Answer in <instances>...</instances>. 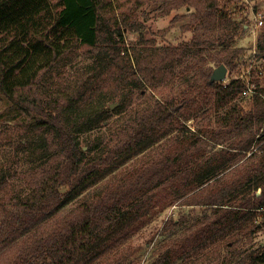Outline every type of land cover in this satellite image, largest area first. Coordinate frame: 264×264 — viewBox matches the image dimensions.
Instances as JSON below:
<instances>
[{
  "label": "trees",
  "instance_id": "obj_1",
  "mask_svg": "<svg viewBox=\"0 0 264 264\" xmlns=\"http://www.w3.org/2000/svg\"><path fill=\"white\" fill-rule=\"evenodd\" d=\"M152 2H159L165 11L182 6L192 9L191 28L197 33L191 42L217 43L222 52L215 66L224 64L229 74L238 68L236 52L225 55L224 51L242 25L228 18L219 0H0V94L26 113L31 112L30 124L38 133V160L19 174L24 188L15 191L6 181L0 182V264H98L117 249L121 226L146 211L163 188L172 189L173 197L182 205L213 212L169 241L148 264H172L237 222L246 211L261 213L250 232L264 225L263 72L254 79L245 108L239 103L245 86L242 79L212 80L214 67H206L204 57L186 62L180 67L181 74L196 70L186 87L166 99L155 98L151 106L137 110L121 128L91 139L87 150L79 144L76 133L90 127L91 121L87 123L81 110L90 108L93 88L76 98L69 93L39 91L46 75L75 51L93 58V70L99 73L96 90L113 89L111 95L120 96L117 108L124 105V88L133 84H140L142 89L152 87L166 74L172 75L171 60L186 43L127 42L126 31L138 28L134 23L137 12ZM216 28L217 34L205 35ZM254 57L264 60V16ZM141 95L139 89L136 96ZM204 105L213 111L227 109L214 123L172 138L146 163L111 180L61 217L44 221L115 162L150 147L177 120ZM89 150L96 152L88 154ZM235 150L251 153L226 172L217 171L221 159ZM248 186L247 194L238 202L226 205L232 195ZM184 219L185 213L177 219L168 216L160 232L184 223ZM250 240L248 235L232 242L231 249L249 257L246 263L238 262L264 264V250L249 254L242 248ZM114 257L115 261L120 258Z\"/></svg>",
  "mask_w": 264,
  "mask_h": 264
},
{
  "label": "rangeland",
  "instance_id": "obj_2",
  "mask_svg": "<svg viewBox=\"0 0 264 264\" xmlns=\"http://www.w3.org/2000/svg\"><path fill=\"white\" fill-rule=\"evenodd\" d=\"M218 4L229 19L242 25V29H238L239 32L228 50L224 51L225 55L236 52L239 66L231 74L227 71L226 77L222 81L225 82L236 76L245 80L250 72L253 81L252 89H254V79L258 73H264V60L254 57L256 36L262 28V24L255 26L257 23L256 15L261 12L264 16V0H219ZM165 10L159 2H152L140 9L134 22L138 24V28L126 31L127 42L144 40L143 44L145 45L171 46L185 45L184 43H186V47H183L179 52L180 54L171 60L170 64L174 69L172 75L171 73L166 74L161 80L155 81L152 87L145 85L142 89L140 84H133L124 88L121 94L124 105L121 107L117 108L120 103V96L111 95L113 89L103 87L101 90H96L99 84V73L96 75L93 70V58H87L81 51L71 53L42 81L39 91L46 94L69 93L75 98L93 88V90L91 89L93 94L89 104L90 108L87 109L88 106H86L81 110L86 116L87 123L91 121L90 127L80 129L76 133L77 140L84 147V150H87L86 144L91 139L96 138L101 133L109 135L116 128H121L137 110L151 106L155 98L166 99L169 96L177 95L180 89L187 86V79L196 74V70H192L188 74H181L179 72L180 67L184 63L204 57L207 59L204 63L206 67L216 68L215 63L219 58L218 53L222 52L221 47L217 43L214 45H196L191 42L197 33L191 28L193 19L190 16V11L192 9L188 6H182L170 11ZM219 24L223 25L222 23ZM217 33L218 29L216 28L209 30L205 35ZM251 64L252 67L250 68ZM139 89L142 91V95L137 98L136 94ZM249 95L250 93L241 94L239 97L240 105L245 108L249 105ZM111 103H115L113 107L110 106ZM209 105L201 106L195 113L177 120L150 147L133 154L129 158L115 162L108 172L44 221L61 217L89 195L102 190L111 180L119 178L131 169L146 163L156 152L167 147L172 138L188 135L191 131L198 130L208 122L214 123L227 109L213 111ZM30 113H26L21 107L11 103L0 94V182L6 181L7 187L15 191L24 188L19 176L20 172L38 160V154L35 152L38 133L30 124V121L33 120ZM250 151H232L221 159L216 170L221 171V173L226 172L242 162L251 153ZM87 152L92 154L96 151L89 150ZM233 176L234 173L229 174L225 180H229ZM248 189L249 186L232 195L231 200L226 205L238 202L247 194ZM173 193L174 191L169 188L159 189L146 211L132 217L129 222L121 226L118 230L120 236L117 234L119 237L117 249L103 257L98 264H109L110 262L113 264H148L151 257L165 248L169 241L181 235L180 233L197 226L205 216L213 212L212 209L202 211L197 205H182L180 199L173 197ZM183 213H185L184 223L172 225L169 230L160 232L168 216L177 219ZM260 219L261 213L259 211H246L237 222L217 233L212 239L205 241L200 247L190 250L186 256L177 259L172 264H234L238 260L248 262L249 257L243 258L238 251L231 249L233 248L232 242L238 243L237 239L240 240L241 237L246 239L249 235L251 240L245 243L242 248L247 249L249 254H258L263 251L264 225L259 230L250 232L254 222L260 221ZM38 226L33 227L28 233ZM22 237L23 235L18 237L17 241ZM118 255L120 258L115 261L114 256Z\"/></svg>",
  "mask_w": 264,
  "mask_h": 264
},
{
  "label": "built area",
  "instance_id": "obj_3",
  "mask_svg": "<svg viewBox=\"0 0 264 264\" xmlns=\"http://www.w3.org/2000/svg\"><path fill=\"white\" fill-rule=\"evenodd\" d=\"M256 16H257V23H256L255 26H259V25L262 24V16H263V14L260 12V13L257 14ZM251 67H252V64L250 65V68H251ZM250 68H249V69H250ZM236 78H240V79H241V77H239V76H236ZM242 80H244V79H242ZM243 82H244L245 86H244V88H243L241 94H242V95H245V94H249V93H251L252 90H253V89H252L253 82H252V78H251L250 72L248 73L246 79H245Z\"/></svg>",
  "mask_w": 264,
  "mask_h": 264
},
{
  "label": "water",
  "instance_id": "obj_4",
  "mask_svg": "<svg viewBox=\"0 0 264 264\" xmlns=\"http://www.w3.org/2000/svg\"><path fill=\"white\" fill-rule=\"evenodd\" d=\"M226 72V66L224 64H220L219 66L213 69L211 79L215 81H222L226 77ZM114 104L111 103L110 106L113 107Z\"/></svg>",
  "mask_w": 264,
  "mask_h": 264
},
{
  "label": "crops",
  "instance_id": "obj_5",
  "mask_svg": "<svg viewBox=\"0 0 264 264\" xmlns=\"http://www.w3.org/2000/svg\"><path fill=\"white\" fill-rule=\"evenodd\" d=\"M253 12V11H252ZM255 13V12H254Z\"/></svg>",
  "mask_w": 264,
  "mask_h": 264
}]
</instances>
